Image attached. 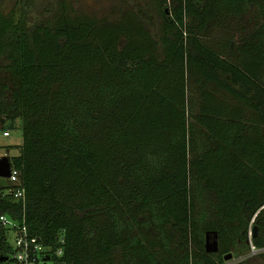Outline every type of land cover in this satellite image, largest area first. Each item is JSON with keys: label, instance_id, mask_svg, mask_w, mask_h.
Instances as JSON below:
<instances>
[{"label": "trees", "instance_id": "1", "mask_svg": "<svg viewBox=\"0 0 264 264\" xmlns=\"http://www.w3.org/2000/svg\"><path fill=\"white\" fill-rule=\"evenodd\" d=\"M31 5L0 8V121L19 118L7 158L29 232L64 264H221L263 247L264 0L113 17ZM7 187L0 213L18 218Z\"/></svg>", "mask_w": 264, "mask_h": 264}, {"label": "built area", "instance_id": "2", "mask_svg": "<svg viewBox=\"0 0 264 264\" xmlns=\"http://www.w3.org/2000/svg\"><path fill=\"white\" fill-rule=\"evenodd\" d=\"M1 135H8V131L2 130ZM4 178L10 181L5 192L20 202L21 211L18 218L0 213V256H5L0 259V264H64L60 246L45 244L40 236L28 230L23 209L24 191L20 186L18 170L9 164V174ZM62 241L60 234L56 237V242ZM260 250L264 251V246Z\"/></svg>", "mask_w": 264, "mask_h": 264}, {"label": "rangeland", "instance_id": "3", "mask_svg": "<svg viewBox=\"0 0 264 264\" xmlns=\"http://www.w3.org/2000/svg\"><path fill=\"white\" fill-rule=\"evenodd\" d=\"M54 0H32V5L29 7L30 16H35L40 12L43 6L48 3H51ZM74 8L79 11L94 14V15H106L113 17L115 12L124 7L128 8H137L141 6L145 0H67ZM147 3V2H146ZM14 0H0L1 10H7L12 7ZM145 4V3H144ZM146 7V8H145ZM142 7L147 15L151 14L152 22L149 24L151 30L156 31L157 22L159 17L152 10L150 5ZM249 15H245L247 18ZM245 21V19L243 18ZM236 34V33H234ZM219 36V34H216ZM213 36L212 38H217L218 36ZM2 130H7L8 135H1ZM20 143V122L18 117H4L0 121V156H10L17 153V148L15 144ZM9 179L0 177V184L9 185ZM211 239V234L208 235V241ZM261 250L254 247H250L248 251L237 256H230L227 259H223L221 264H264V258L260 256ZM115 258L117 256L115 255Z\"/></svg>", "mask_w": 264, "mask_h": 264}, {"label": "water", "instance_id": "4", "mask_svg": "<svg viewBox=\"0 0 264 264\" xmlns=\"http://www.w3.org/2000/svg\"><path fill=\"white\" fill-rule=\"evenodd\" d=\"M9 160L7 156H0V177H6L9 174ZM256 231V226L253 224L250 229V235L254 236ZM217 249V241L215 233H212L210 241H208V234L205 233L204 236V250L207 252H213ZM231 256L230 252L224 254L223 259H227ZM5 256H0V259H4Z\"/></svg>", "mask_w": 264, "mask_h": 264}, {"label": "crops", "instance_id": "5", "mask_svg": "<svg viewBox=\"0 0 264 264\" xmlns=\"http://www.w3.org/2000/svg\"><path fill=\"white\" fill-rule=\"evenodd\" d=\"M15 145H17V144H15ZM16 147V146H15ZM17 148V147H16Z\"/></svg>", "mask_w": 264, "mask_h": 264}]
</instances>
